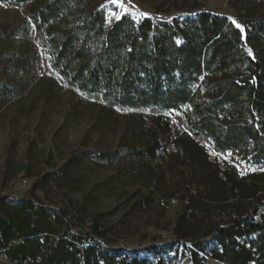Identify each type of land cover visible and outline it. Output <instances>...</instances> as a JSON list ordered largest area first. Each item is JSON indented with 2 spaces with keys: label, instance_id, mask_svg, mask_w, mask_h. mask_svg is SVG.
Returning a JSON list of instances; mask_svg holds the SVG:
<instances>
[{
  "label": "rangeland",
  "instance_id": "obj_1",
  "mask_svg": "<svg viewBox=\"0 0 264 264\" xmlns=\"http://www.w3.org/2000/svg\"><path fill=\"white\" fill-rule=\"evenodd\" d=\"M122 3L126 12L110 0H61L55 8V0H0V231L6 222L26 228L16 227L0 247V264H49L61 240L77 249L95 247L115 262L195 264L197 252L203 264H226L212 257L211 250L219 247L211 235L196 234L193 240L175 233L186 198L197 196L221 208L236 202L208 198L194 162L178 154L176 140L192 138L222 177L247 182L264 175V155L250 139L218 147L216 138L226 140L236 120L222 108L216 113L212 92L176 109L118 104L122 93L107 88L105 78H93V58L100 54L104 34L88 31L87 23L102 14L108 32L124 16L137 24L145 18L164 23L206 12L232 24L235 20L246 35L264 26V0ZM113 12L123 14L117 20ZM72 36L78 39L59 58ZM176 41L183 44L180 37ZM82 45L88 57L76 58ZM249 50L245 54L254 56ZM85 60L92 64L83 69ZM255 115V127L264 128V115ZM261 136L264 145V130ZM30 199L34 203H26ZM95 226L103 236L94 233ZM196 240L207 245L205 252L195 247ZM34 243L41 245L36 260L18 254V247L29 250ZM102 255L91 264H106ZM79 256L77 264H88Z\"/></svg>",
  "mask_w": 264,
  "mask_h": 264
},
{
  "label": "trees",
  "instance_id": "obj_2",
  "mask_svg": "<svg viewBox=\"0 0 264 264\" xmlns=\"http://www.w3.org/2000/svg\"><path fill=\"white\" fill-rule=\"evenodd\" d=\"M60 3L61 0H55L54 8ZM105 22L104 15L95 14L87 23L88 31L94 29L104 34L100 54L93 58L96 67L91 73L93 78H105L106 87L111 91L122 93V98H116L118 104L176 109L193 104L205 91L212 92L217 98L213 104L216 113L222 108L226 117L236 120L226 140L216 138L218 147L225 149L236 145L237 141L245 143L250 139L260 156L264 155L261 136L264 128L255 127V114L264 115V26H254L253 31L244 35L227 18L206 12L194 19L174 18L164 23L145 18L137 24L124 16L108 32ZM179 37L183 40L181 45L176 41ZM77 39L76 36L67 39L59 58L68 53ZM85 45L80 47L76 58L88 57ZM246 49L253 50L254 56L246 55ZM91 64L85 60L80 67L89 68ZM241 121L245 125L238 126ZM176 143L178 154L194 162L197 179L208 190V198L236 200L233 206L221 208L201 203L197 196L186 198L176 235L193 240L196 234L201 238L211 235L219 247L211 250L212 257L226 264H264V175L250 176L249 182L227 174L222 177L219 166L209 160L206 150L192 138L180 136ZM153 153L150 151L151 155ZM26 203H34V200ZM187 217L192 218L191 221ZM219 217L226 218L214 223ZM16 227L18 231L26 230L21 225L20 229ZM16 227L7 222L2 225L0 247L6 246L16 233L13 232ZM33 229L30 234L37 228ZM93 229L96 235L103 236L97 226ZM193 242L200 252L206 251L207 245L199 240ZM30 247L29 250L27 245L18 247V254L36 260L41 245L34 243ZM96 252L95 247L77 249L74 243L61 240L55 246L50 263L77 264L80 255L91 264L102 255ZM193 254L195 264L206 261L197 252ZM102 256L106 264H149L137 258L115 262V258Z\"/></svg>",
  "mask_w": 264,
  "mask_h": 264
},
{
  "label": "snow or ice",
  "instance_id": "obj_3",
  "mask_svg": "<svg viewBox=\"0 0 264 264\" xmlns=\"http://www.w3.org/2000/svg\"><path fill=\"white\" fill-rule=\"evenodd\" d=\"M110 3L113 4V5H115V6L118 7V8L123 9L124 12L127 11V9L125 8L124 4L122 3V0H110ZM122 14H123V13H121V14H117V13H115V12L112 13V15L115 16V18H116L117 20H119V19L121 18V15H122ZM140 15H142V16H146L147 13H141ZM233 24H235V26H236L237 28H240L241 31H243V29L241 28V25H239L235 20H233ZM249 54L251 55V50H249Z\"/></svg>",
  "mask_w": 264,
  "mask_h": 264
}]
</instances>
